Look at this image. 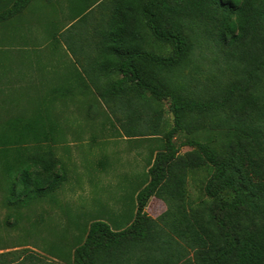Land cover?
<instances>
[{
	"label": "trees",
	"instance_id": "obj_1",
	"mask_svg": "<svg viewBox=\"0 0 264 264\" xmlns=\"http://www.w3.org/2000/svg\"><path fill=\"white\" fill-rule=\"evenodd\" d=\"M31 1L13 0L0 12V22L21 13ZM113 3L112 15L98 29L100 55L92 65L97 73L100 70L107 75L108 70L116 69L121 76L99 91V95H109L108 102L125 87L135 86L143 99L139 105L146 111L151 108L146 93L157 101L169 98L174 125L165 133L162 148L152 152L146 167L147 178L133 193L134 212L125 214L123 225L114 227L103 219H91L82 228L79 240L54 242L58 249L54 250V258L61 262L33 253L16 261L13 256L19 251L15 249L1 252L0 264H264V0H114ZM219 17L222 19L218 34L233 46L224 65L234 73V78L216 84L217 95L211 99L199 93L190 96L175 92L177 80H182L183 72L192 63L194 49L201 47L198 40L207 42L205 26ZM139 19L154 39L171 45L172 53L160 56L152 52L146 36L136 30ZM185 30H189L190 40ZM243 80L246 84L241 86ZM249 83L252 89L247 93ZM233 97L240 100L234 113L228 111L230 104L235 103ZM124 103L131 109L132 101L131 105L126 100ZM130 111L129 122L146 119ZM219 112L223 122L233 117V125L224 137V148L217 151L212 136L204 141L190 139L184 144L200 156L179 155L172 139L183 118L190 114L194 121L200 115L201 122L204 118L209 121L220 116ZM24 117L15 118L25 120L24 125L6 121L0 130L3 187L7 201L14 200L17 210L31 199L54 191L64 180V174L55 171L58 162L51 150L29 157L23 152L25 148L10 152L11 144L49 140L54 143L62 136L55 125L49 123L44 129L35 118ZM146 123L153 125L149 119ZM154 132L150 136H156ZM199 158L211 164L213 172L204 183L205 198L200 206L186 208L185 169L197 168ZM152 196L168 203L160 216L167 228L144 211ZM172 204L176 208H171ZM182 241L193 251V259L188 257Z\"/></svg>",
	"mask_w": 264,
	"mask_h": 264
},
{
	"label": "rangeland",
	"instance_id": "obj_2",
	"mask_svg": "<svg viewBox=\"0 0 264 264\" xmlns=\"http://www.w3.org/2000/svg\"><path fill=\"white\" fill-rule=\"evenodd\" d=\"M11 2L13 0H0V12ZM113 2L32 0L21 13L0 22V130L6 121L24 125L25 120L15 118L25 116L22 119L35 118L44 129L49 123L55 125L62 134L54 143L49 140L9 147L10 152L25 148L23 152L28 157L51 150L58 162L56 173L64 174L63 182L54 191L31 199L17 210L14 200L7 201L0 169V253L18 249L13 256L16 261L33 253L61 262L54 258V250H58L54 242L79 240L83 236L82 228L91 219H103L114 227L123 225L125 214L129 216L134 212L133 193L147 178L146 167L152 152L162 148L165 133L174 125L169 98L157 101L146 93L144 96L151 107L146 111L139 105L143 104V99L135 86L125 87L115 93L118 98L108 102L109 95H99V91L121 76L116 69L108 70L107 75L100 70L97 73L92 65L100 55L101 31L98 29L112 15ZM221 19L205 26L207 42L198 40L201 47L194 49L192 63L183 72L182 80H177L175 92L190 96L199 93L211 99L212 95H217L216 84L229 81L234 75L224 65L233 46L218 34ZM136 23L137 32L146 36L153 53L160 56L172 53L171 45L154 39L141 19ZM184 33L190 40L189 30ZM244 84L246 80L240 83ZM251 89L250 84L247 93ZM125 100L128 104L132 101L131 109L153 125L146 123V119L129 122L132 111ZM233 101L235 103L228 108L232 113L240 100L233 97ZM219 114L202 122L200 115L193 121V115L187 114L172 139L179 148L178 154L198 155L184 143L190 139L204 141L211 136L215 149H223L233 117L223 122L224 117ZM151 132L156 136H150ZM185 171L188 172L185 207L200 206L205 198L203 186L213 166L199 158L197 168ZM166 203L152 196L144 208L149 217L165 228L161 215L168 208ZM171 208L176 205L172 204ZM182 245L193 259L191 248L183 241Z\"/></svg>",
	"mask_w": 264,
	"mask_h": 264
}]
</instances>
